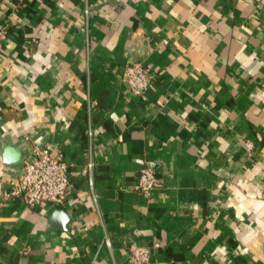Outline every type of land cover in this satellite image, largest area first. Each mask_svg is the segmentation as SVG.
Listing matches in <instances>:
<instances>
[{"label": "crops", "instance_id": "obj_1", "mask_svg": "<svg viewBox=\"0 0 264 264\" xmlns=\"http://www.w3.org/2000/svg\"><path fill=\"white\" fill-rule=\"evenodd\" d=\"M0 21V264H264V0H1ZM34 143L69 163L63 205L3 200Z\"/></svg>", "mask_w": 264, "mask_h": 264}, {"label": "built area", "instance_id": "obj_2", "mask_svg": "<svg viewBox=\"0 0 264 264\" xmlns=\"http://www.w3.org/2000/svg\"><path fill=\"white\" fill-rule=\"evenodd\" d=\"M7 30V23L0 21V42L6 38ZM154 77V72L144 62L127 64L122 74L133 93L142 99H145ZM159 184L155 168L151 165L143 166L138 176V190L150 195ZM71 190L69 163L62 157L53 155L50 145L34 143L31 158L26 161L22 175L11 182V189L4 193L3 200L21 198L30 206L43 202L63 205ZM130 263L151 264L149 248L133 244Z\"/></svg>", "mask_w": 264, "mask_h": 264}, {"label": "water", "instance_id": "obj_3", "mask_svg": "<svg viewBox=\"0 0 264 264\" xmlns=\"http://www.w3.org/2000/svg\"><path fill=\"white\" fill-rule=\"evenodd\" d=\"M4 158L8 164L19 166L24 163L22 152L12 145H6L4 149ZM61 210V209H59Z\"/></svg>", "mask_w": 264, "mask_h": 264}]
</instances>
